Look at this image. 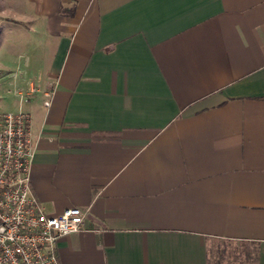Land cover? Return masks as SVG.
I'll return each mask as SVG.
<instances>
[{
    "label": "crops",
    "instance_id": "obj_1",
    "mask_svg": "<svg viewBox=\"0 0 264 264\" xmlns=\"http://www.w3.org/2000/svg\"><path fill=\"white\" fill-rule=\"evenodd\" d=\"M10 11L0 113L29 115L45 211H86L60 264H264V0Z\"/></svg>",
    "mask_w": 264,
    "mask_h": 264
},
{
    "label": "built area",
    "instance_id": "obj_2",
    "mask_svg": "<svg viewBox=\"0 0 264 264\" xmlns=\"http://www.w3.org/2000/svg\"><path fill=\"white\" fill-rule=\"evenodd\" d=\"M29 121L21 110L0 113V264H60L58 243L81 231L86 211L73 206L48 214L32 193Z\"/></svg>",
    "mask_w": 264,
    "mask_h": 264
},
{
    "label": "rangeland",
    "instance_id": "obj_3",
    "mask_svg": "<svg viewBox=\"0 0 264 264\" xmlns=\"http://www.w3.org/2000/svg\"><path fill=\"white\" fill-rule=\"evenodd\" d=\"M14 9H23V0H0V31L3 30L0 36V42L18 38L17 35H21L22 37L27 35L20 24H13L11 22V19L15 15L10 10Z\"/></svg>",
    "mask_w": 264,
    "mask_h": 264
}]
</instances>
